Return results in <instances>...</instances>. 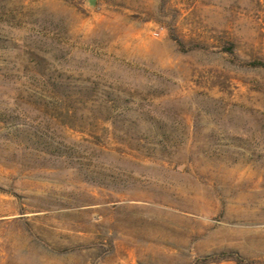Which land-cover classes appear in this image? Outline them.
<instances>
[{
  "label": "rangeland",
  "instance_id": "rangeland-1",
  "mask_svg": "<svg viewBox=\"0 0 264 264\" xmlns=\"http://www.w3.org/2000/svg\"><path fill=\"white\" fill-rule=\"evenodd\" d=\"M254 60L264 0H0V264H264Z\"/></svg>",
  "mask_w": 264,
  "mask_h": 264
},
{
  "label": "trees",
  "instance_id": "trees-1",
  "mask_svg": "<svg viewBox=\"0 0 264 264\" xmlns=\"http://www.w3.org/2000/svg\"><path fill=\"white\" fill-rule=\"evenodd\" d=\"M177 40V39H176ZM179 41V40H177ZM181 43V42H179ZM181 47H184L183 44H180ZM231 55H233L232 50H228ZM247 67L250 68H261L264 69V61L263 60H254L250 62H246L244 64ZM224 261H234L238 264H244V260L235 253H221L214 256H207L201 259L200 264H213V263H221Z\"/></svg>",
  "mask_w": 264,
  "mask_h": 264
}]
</instances>
